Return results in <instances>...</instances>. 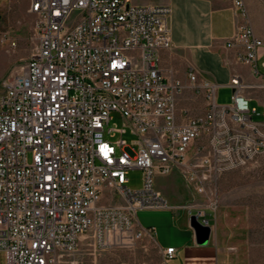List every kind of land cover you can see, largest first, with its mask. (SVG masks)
<instances>
[{
	"label": "built area",
	"instance_id": "2783aa9c",
	"mask_svg": "<svg viewBox=\"0 0 264 264\" xmlns=\"http://www.w3.org/2000/svg\"><path fill=\"white\" fill-rule=\"evenodd\" d=\"M232 3L239 20L228 46H240L237 59L264 88V39L245 1ZM29 11L32 51L0 82V264H81L84 254L135 247L153 232L138 211L173 208L156 178L175 171L201 197L184 207L213 230L220 177L264 154V109L242 77L220 104V85L193 67L187 81L164 69L166 5L30 0ZM186 90L204 96V113L178 115ZM115 114L122 128L111 127ZM131 169L143 172L140 188L128 185Z\"/></svg>",
	"mask_w": 264,
	"mask_h": 264
},
{
	"label": "crops",
	"instance_id": "0c3cea01",
	"mask_svg": "<svg viewBox=\"0 0 264 264\" xmlns=\"http://www.w3.org/2000/svg\"><path fill=\"white\" fill-rule=\"evenodd\" d=\"M244 1L255 34L264 39V0ZM132 2L137 5H166L171 8L168 24L172 47L162 52L161 66L164 69H173L179 79L187 81L188 72L193 67L201 78L220 85L218 99L223 88L232 89L230 83L235 74L242 77L243 82L248 85L247 89L263 88L262 77L253 73L251 65L237 59L240 46H228L239 20L233 9L232 0H132ZM21 55L22 53L12 56L9 64L17 58H22ZM263 60L264 47L260 51L258 61L262 63ZM246 93L252 105L264 109V103L253 94V90ZM176 173L178 175H175ZM156 186L173 208L142 209L138 211V218L143 227L153 229L148 236L159 249L158 264H221L214 228L208 242L198 243L195 230L190 224L191 214L184 207L199 195L189 189L177 171L166 176L158 175ZM140 214L143 215L142 218ZM144 240L133 248H120L127 254V258L124 262L118 263H145L142 259V254L147 250ZM169 247H175L176 253L171 259H166L165 250ZM112 250L99 252L87 264H112L113 257L119 255L117 252L120 251Z\"/></svg>",
	"mask_w": 264,
	"mask_h": 264
},
{
	"label": "rangeland",
	"instance_id": "374dc122",
	"mask_svg": "<svg viewBox=\"0 0 264 264\" xmlns=\"http://www.w3.org/2000/svg\"><path fill=\"white\" fill-rule=\"evenodd\" d=\"M29 7L30 0H0V82L17 64L22 63V59H27L32 51L31 35L36 16L29 11ZM13 42L17 45L13 46ZM20 53L23 57L9 64L11 57ZM258 67L264 75L261 61H258ZM251 90L264 103V88L247 89L246 92ZM232 93V89L223 88L218 102L230 103ZM206 108L204 96L191 90H186L178 97L179 116H197L204 113ZM258 108L262 110L260 106ZM111 127H123L120 114L114 115ZM120 137V133H115V139ZM122 137L130 146L136 139L129 132ZM127 177L131 188L142 186V170L131 169ZM219 192L220 205L214 221V237L221 264H264V154L244 166L224 173L219 180ZM140 217L143 215L140 214ZM143 240L147 244V250L142 254L143 264H158L160 252L154 240L146 235L138 243ZM117 250H120L117 252L119 255L113 257L112 264H119V261L124 262L127 258L121 249L112 251ZM5 258V253L0 252V262ZM93 259V255L84 254L81 256V264L90 263Z\"/></svg>",
	"mask_w": 264,
	"mask_h": 264
},
{
	"label": "water",
	"instance_id": "95a60500",
	"mask_svg": "<svg viewBox=\"0 0 264 264\" xmlns=\"http://www.w3.org/2000/svg\"><path fill=\"white\" fill-rule=\"evenodd\" d=\"M190 224L195 230L198 243H206L209 241L212 233L211 226L202 224L194 214L190 217Z\"/></svg>",
	"mask_w": 264,
	"mask_h": 264
}]
</instances>
